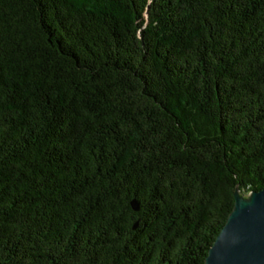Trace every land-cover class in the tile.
I'll use <instances>...</instances> for the list:
<instances>
[{"label":"trees","instance_id":"16d2710c","mask_svg":"<svg viewBox=\"0 0 264 264\" xmlns=\"http://www.w3.org/2000/svg\"><path fill=\"white\" fill-rule=\"evenodd\" d=\"M263 189L264 0H0V264H205Z\"/></svg>","mask_w":264,"mask_h":264},{"label":"water","instance_id":"95a60500","mask_svg":"<svg viewBox=\"0 0 264 264\" xmlns=\"http://www.w3.org/2000/svg\"><path fill=\"white\" fill-rule=\"evenodd\" d=\"M235 197V209L211 247L205 264H264V189L246 201ZM132 209L139 211L137 200Z\"/></svg>","mask_w":264,"mask_h":264},{"label":"rangeland","instance_id":"374dc122","mask_svg":"<svg viewBox=\"0 0 264 264\" xmlns=\"http://www.w3.org/2000/svg\"><path fill=\"white\" fill-rule=\"evenodd\" d=\"M249 197V196H248ZM248 197H244V196H241L239 198H241L242 200L246 201L248 199Z\"/></svg>","mask_w":264,"mask_h":264}]
</instances>
